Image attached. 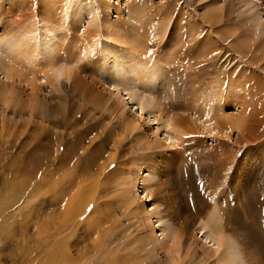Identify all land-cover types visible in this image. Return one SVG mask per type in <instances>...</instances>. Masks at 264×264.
I'll return each mask as SVG.
<instances>
[{
  "label": "rangeland",
  "instance_id": "374dc122",
  "mask_svg": "<svg viewBox=\"0 0 264 264\" xmlns=\"http://www.w3.org/2000/svg\"><path fill=\"white\" fill-rule=\"evenodd\" d=\"M99 1L69 0L66 20L73 18L71 11L79 4L76 27L82 32L88 17H95L94 4ZM207 1L109 0L107 16L123 25L116 35L127 42L115 53L111 50L116 41L100 34L93 51L98 61L83 58L77 62L84 66L79 78L88 83L83 92L74 89L76 75L61 77L59 94L38 90L41 105L31 111L6 103L15 102L16 96L0 92V204L1 197L15 195V187L22 188L16 201L0 210V221L14 215L3 223L1 231L17 224L14 238L26 233L36 236V226H46L52 219L59 236L66 237L65 247L71 256H82L81 263L157 264L160 258V264H216L220 249L214 250V244H209L212 241H202L198 232L200 221L206 222L214 211L215 221L209 223L236 241L242 264H264V42L260 41L255 55L243 52L235 32L232 35L228 29L249 12L262 13L264 22V3H259L264 0H233L229 10L227 0H217L213 4L223 9L212 27L205 29L198 20L208 8ZM8 21L0 11V34ZM188 21H196L198 32L203 27L201 38L210 37L207 49L211 52L198 59H212L213 64L206 65L209 70L201 75L189 74L186 64L169 53L176 48L174 42L180 41L177 29ZM76 27L73 24L77 32ZM66 32L72 36L70 27ZM44 33L40 20L30 37L37 41ZM61 34V29L55 31L50 41L60 40ZM197 47L193 49L196 53ZM73 51L67 53L69 56L58 52L59 59L67 62L56 66H76L80 52ZM127 56L134 57L131 64L137 70H147V82L149 75L153 76L146 92L139 87L141 83L133 84L138 95L143 91L145 100L152 102L157 123L135 116L130 107L122 108V100L119 108H114L112 103L118 97L102 102L110 97L106 81H119L110 75L102 77L101 67ZM23 77L42 81V75ZM2 80L0 75V88ZM39 85L47 89L45 82ZM15 89L21 99H28L31 90L24 80L16 81ZM95 91L98 99L86 98L85 93ZM58 102L62 105L59 111L54 108ZM206 112L210 115L206 123L210 124L205 127L202 115ZM234 118L241 119L239 128L227 126ZM172 125L185 133L179 135ZM217 126L219 133L208 131ZM56 189L59 192L53 195ZM65 204L73 218L62 216ZM153 205L156 210L149 213ZM83 206L85 211L78 217ZM160 216L168 225L167 231L184 232L179 251L167 261L162 250L151 251L145 234ZM160 233L156 226L152 238H161ZM9 245H0V258L4 255L0 262L21 264L10 259Z\"/></svg>",
  "mask_w": 264,
  "mask_h": 264
},
{
  "label": "bare ground",
  "instance_id": "6f19581e",
  "mask_svg": "<svg viewBox=\"0 0 264 264\" xmlns=\"http://www.w3.org/2000/svg\"><path fill=\"white\" fill-rule=\"evenodd\" d=\"M68 1L69 0H0V11L4 12L9 20L5 24V26L2 28V33L0 34V75H1V79H3L2 80L3 88H0V92H2L3 95L5 94L11 95V97L16 96L15 102L12 98L13 101L11 100L8 102L6 101V103L13 102L14 106H16L17 108L24 109V107H27L29 108L30 111L37 109L38 107H35V106H37L40 103V100H38V96L40 92L38 93V90L42 92L44 91L45 94L46 93L49 94L51 93L52 90H55L59 94L60 92V89L58 88L59 79L61 77L70 76V75H76L75 85L73 86H74V89L80 92L82 90V87L86 86L88 83L86 84L85 80H82V78H79L78 75H81L80 72L81 70H83L84 66L80 64L78 65L77 62H80L83 58H86L88 61H91L92 63H95L98 61L97 57L93 55L94 54L93 51H94L95 43L97 39H99L100 34L102 33V35L105 38L116 41L115 46L112 47V50H111L112 52L116 51L115 53L119 51L120 45L122 43L127 42L126 40H124L123 37L120 39L118 37L119 35H116V33L120 29L119 25L121 24L118 25V21H114V20L112 21L107 16V10L111 8L109 0L108 1L101 0L98 3L95 2L94 10H93L95 17L93 16V14L88 17L86 26H83L81 28L82 32L80 29H77L76 27L79 24L78 19H76L79 13L78 12L79 4H77L76 7L74 6V9L71 11L72 14L74 15L73 18L66 20V15L68 13L66 8L69 5ZM215 1L217 0L207 1L208 8L201 15L200 20H198L204 23L203 27L205 26L207 27V28L205 27V29L212 27L211 25L213 24V20L215 21L217 20L216 18L219 17L218 12H221V9H223L222 6H217L213 4ZM231 1L233 0L226 1L227 3L226 6L228 7V10L230 8V5L231 6L233 5V2ZM240 1L242 2V0H238V3ZM257 1L259 2V0ZM259 3L260 4L262 3L263 5L264 2H259ZM99 9H101V11ZM100 13L102 14L100 15ZM221 16L223 15L221 14ZM261 18H262V13L256 12L255 15L254 14L251 15L249 12V14L242 20L236 21L235 23L231 22V24L234 23V25H232L231 27L228 26V29L230 31L226 29L227 31L231 32L230 34L235 32L234 36L235 38L237 37V39L241 42L240 46L243 48V52L251 51L252 53L254 52V55H255V52L257 51L256 47L259 48L260 41L264 42V22H262L263 20ZM40 20H41V29L44 32H47V34L44 33L39 38V40L33 41V39H31L30 37L31 36L30 33H32L33 30H35L36 25L40 22ZM79 21H80V18H79ZM196 21H193V22L188 21L185 27L183 26H181L180 28L178 27L179 29L177 30H179V32L178 31L177 32L179 34L180 41L174 42V44H176V48L170 49L172 52H169V53L176 55L177 60L179 62L182 61L184 62L183 64H186L185 67L189 68L188 72L191 70L189 74L201 75V74L206 73L205 70L207 71L208 69L207 66L209 67V65H212L213 62L212 63L210 62L212 59L211 60L209 59L205 60L203 58L198 59V57L208 56V53L211 49H207L208 47L207 45L210 39L209 34H208V37H205L204 39L201 38L200 36L203 34L204 29L203 27H201V29H199L200 32H198L196 29L199 27H196ZM73 24L75 25L77 32L75 31V28H73ZM69 27L71 30L70 34L72 36L69 35V32H66V28H69ZM151 27L153 28V26ZM60 29L62 32L60 40L56 38L54 42L50 41L51 39H49V37L55 31H58ZM220 32L222 31L220 30ZM159 33L161 32L159 31ZM183 38L184 40H181ZM158 41H161V40L158 39ZM247 42H250V44H247ZM261 44L264 45V43H261ZM194 46H198V47L200 46V48L197 47V49L195 50L197 51V53L193 51ZM66 47L67 48L70 47L69 50H66ZM181 48H183V51L180 50ZM199 49L201 51V55L199 54ZM40 50H42L41 54H39L38 52ZM61 50L63 54L69 53L70 50L78 51V53L80 52L78 56V60L75 61L76 66H73V65L66 66V64L65 65L61 64V66L57 65L58 67L56 66V63H59L60 61H62L63 63L67 62V60L63 61L59 59L60 57H58L57 54H59L58 52H60ZM202 52L204 55L202 54ZM170 54H167L166 57H168ZM3 55H6L8 58H4ZM123 58L122 57L120 59L114 58L110 61L111 63L106 64L104 67H101L102 77H105L104 75H110L111 78L113 79L115 78L119 82H117V84H114L112 81L107 80L106 82L108 83V85H110L109 87L111 90L109 91L110 97L104 101H102L101 99L99 101H102L103 103H108L109 101L110 102L112 101L110 100L112 96L118 97L117 100L113 98L115 100L114 103H112V106L114 108L115 107L119 108L120 106L119 103H122L123 101L122 108L126 106L130 107L132 108V110L135 111V116L138 115V117L140 118L146 117L152 123H157L155 122L157 120L156 119L157 114H152L153 112L151 111L154 108V106L152 105V102L145 100V97L147 95L145 96V94L142 93L143 91H141L140 95H138L137 90H135L134 88L135 84H133V81H137L139 85L141 83L139 87L144 88V91L145 90L148 91V88L151 89L150 86L152 85L150 83V80L153 76L149 75L150 80L148 79V82H147V79H144L147 70L145 72V70H143L145 68H141V67L139 68V70H137V68H135V66L131 64V61L134 57L132 58L130 56H127L126 58L124 59ZM70 59L72 58L70 57ZM146 69H149V67L148 68L146 67ZM162 71L163 73L166 72L165 70H161V73ZM131 73L132 74L134 73V74L131 76ZM21 75L23 76L24 75H34V76L42 75V78H41L42 81L41 82L39 81V83H37V78L36 79L31 78L32 80H26ZM139 75H142V76L138 77ZM133 76L135 78H131ZM23 80L25 84L30 86V90H31L30 93L27 95L28 97L27 100H23V98L21 99L20 98L21 96H19L21 93L15 89L16 81L19 82ZM8 82H12L10 84L9 89L5 88V85H7V87L9 86ZM42 82L46 83L45 88L47 89L43 90V88H40L39 84ZM90 85L91 84L89 83V86ZM93 85H91L90 87L91 88L94 87ZM96 92L97 91H95L93 94L85 93L87 96L86 98H88L91 101L93 99L95 100V98L98 99V95ZM17 96H18V99H17ZM45 106H47V102L44 103V107ZM44 107L41 109L44 110ZM61 107L62 105L58 102V104L55 105L54 108L58 109L59 111ZM202 118H204L202 126L206 127L207 124L208 125L210 124V123H206V120L210 119L209 112L204 113V116L202 115ZM240 121H241L240 118H234L233 120L229 121V123H227L228 124L227 126L239 128ZM172 126L174 127L176 132L179 133V135L181 133L182 134L185 133L184 132L185 130H183V128L180 129V128H177V126H174V125ZM219 126L221 127L220 124ZM219 126H217L218 128H215V129L209 128L208 131L211 132L213 130V133L217 134L220 131ZM148 177H150V174L149 176H147V178ZM146 181H148V179ZM15 188H17L15 195H12L10 197L8 196L1 197L2 203L0 204V210L2 207L7 206L11 202H15L17 197H19L17 196V194L21 193L20 190L22 188L20 187H15ZM58 188H60V186L59 187L57 186V189ZM57 189L55 190V192H53V195L58 194L59 190ZM147 195L148 194L146 193L144 196H147ZM59 198L57 199V201L59 200ZM51 200L54 201L55 199H53L51 196ZM57 201L55 203H57ZM155 210H156V206L153 205V207L148 211L150 213L151 211H155ZM84 211H85V207L83 208V210L81 211L78 217H80L84 213ZM213 212L210 214L209 219L206 222L200 221L202 223L198 227V232H200V235L203 239L202 241L207 242V243L209 241H212L211 243L209 242V244L211 245L214 244V247H215L214 250L218 251L220 249L221 251L220 257L217 259L216 264H242L243 259L237 250L236 241L231 238L227 239L225 234L222 233V230L220 229V227L212 226L209 223L210 220H214L215 218L213 215L214 214ZM69 213L70 212L67 208V205L65 204L64 205V215L62 214V216L73 218L74 214L72 213L69 214ZM12 216L14 215H10L8 218ZM217 220L218 219H216V222ZM5 221L4 219L0 221V245L3 247L5 244L10 243L9 245L10 250L8 249L10 252L8 255L10 256L11 260H14L15 262L21 261V264L23 263L24 264H88L87 263L88 261H84V260H83V263H81L83 258L82 256H80V254L78 255V257L71 256L70 251L68 250L67 247H65L67 243L66 237L59 236V233L57 232V230H55L57 229L56 228L57 225L56 223L52 222V219L46 223L47 225L44 223L47 227L42 226V225L36 226V230H38L36 236L26 233V235H19L15 238L13 237L12 232L17 227V224L11 225L8 229H6L5 232H3L1 231V228ZM155 222H156V225L152 224V226H149L150 229L148 230V233H145L146 236L148 235V239L150 238V241H151L150 243L152 246L151 251L153 250L158 251V249L162 250V252L165 253L166 261L168 259H173L175 254L179 251V245L181 243L182 234L184 232L181 234L180 233L181 229L176 232L174 228H171V229L168 228L169 230L167 231L168 225L161 218V216L159 217V219H156ZM23 223H25V221L20 223V225ZM53 225L54 227H52ZM60 225H61V222H60ZM156 226H158L161 229L160 234L162 235L161 238L159 239H157L158 237L156 238L157 241L155 240V238H152V233L154 232V228ZM30 241H34L33 245L32 244L29 245ZM46 241H47V244L45 243L46 245H44L43 242H46ZM155 256H158V255L155 254ZM3 257L4 255L2 254V258ZM159 259H158L157 264L163 263L162 259L161 260ZM100 262L91 263V264H101L102 262L101 263ZM0 264H4V263L0 262ZM149 264H152V263L149 262Z\"/></svg>",
  "mask_w": 264,
  "mask_h": 264
}]
</instances>
